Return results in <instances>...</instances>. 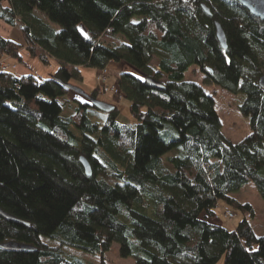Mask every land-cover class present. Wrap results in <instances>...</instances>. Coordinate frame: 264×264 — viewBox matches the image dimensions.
<instances>
[{"label": "trees", "instance_id": "obj_1", "mask_svg": "<svg viewBox=\"0 0 264 264\" xmlns=\"http://www.w3.org/2000/svg\"><path fill=\"white\" fill-rule=\"evenodd\" d=\"M0 20L18 23L22 38L0 34V58L21 62L24 49L41 64L58 62L48 78L0 69V209L30 224L0 216V243L36 248H0V264H81L63 249L103 257L113 242L135 264H264V234L247 219L255 210L231 195L251 182L264 201V21L236 0H0ZM110 61L137 70L115 77L136 122L119 124L116 107L102 125L91 121L86 98L63 116L80 67ZM192 66L243 95L250 133L242 141L223 135L213 96L184 79ZM220 202L246 213L232 229L218 221Z\"/></svg>", "mask_w": 264, "mask_h": 264}, {"label": "rangeland", "instance_id": "obj_2", "mask_svg": "<svg viewBox=\"0 0 264 264\" xmlns=\"http://www.w3.org/2000/svg\"><path fill=\"white\" fill-rule=\"evenodd\" d=\"M2 3L6 2L4 1ZM34 14L43 17L50 26H52L56 30H59V25L50 22L44 13L34 10ZM18 19H20V17ZM16 24L18 26V23ZM17 26L10 27L8 24L0 21V34L4 37H11L12 39L22 42V38L19 34ZM21 53V62H15L14 59L8 56L1 57L0 61L5 62L9 66H15L17 63H19L20 65L18 66L17 71H15V73L18 75L32 73L35 76H39L41 78L50 77L58 67V62L54 59H50L49 64L44 65L41 64V62L37 58L29 57L24 49L21 51ZM151 63L155 64L156 59H153ZM115 64L122 65L123 72H131L137 74V70L126 62L110 61L106 65L107 85L114 84L115 77L119 74L116 73L114 69ZM98 71L99 69L94 67L81 66L80 72L82 75V80L77 81L72 79L70 81V84L81 88L85 93L89 94L96 86L99 88L98 81L96 79V74L98 73ZM184 79L202 86L205 92L213 96L214 108L222 122L221 131L226 138H228L231 142L237 143L242 141L250 133L248 119L247 117L243 116L238 109L239 104L243 100L242 94L230 93L221 89L219 86L213 83L206 82L204 80L203 74L197 69L196 66L190 67L185 72ZM115 98L116 99H113L112 93L110 92L101 91V93L97 95V99L110 103L117 108L118 112L116 121L119 124L133 125L136 121L129 110L130 101L126 98H123L122 96H116ZM63 99H65L66 101L61 114L63 116H67L73 114L76 107L79 105L76 99L82 102L84 101V96L70 91L63 97ZM87 114L91 121H96L100 125H102L105 120L106 113L96 108L88 107ZM71 129L76 135H79V132L76 131L73 127H71ZM175 152L176 151L171 150L166 153L164 157ZM231 195L237 198L239 201L250 203L253 206L255 210V216L252 218L247 215V219L249 220L255 232L259 235H263L264 201L255 186L251 182H247L239 190L231 193ZM226 209H230L235 215L231 220H227V218H225L224 216V212ZM216 210L218 221L229 229L234 228L238 224V222L242 220L243 216L246 215V213L244 214L240 210L228 206L223 202L219 203V206L216 208ZM41 238L42 240H44V242L53 244V241L48 240L45 237ZM63 250L67 256L73 259L75 258L81 264H135V259L133 257H121L119 255V244L117 242L112 243L110 249L103 255V257H101L100 255H91L80 249L72 247L64 248ZM215 264H223V257H221Z\"/></svg>", "mask_w": 264, "mask_h": 264}, {"label": "water", "instance_id": "obj_3", "mask_svg": "<svg viewBox=\"0 0 264 264\" xmlns=\"http://www.w3.org/2000/svg\"><path fill=\"white\" fill-rule=\"evenodd\" d=\"M236 1L244 9H246L250 15L257 17L261 21H264V0H236ZM201 6H202L203 10L205 11V13L210 15V11H209L208 7H206L204 4H201ZM214 25H215L216 38H217L220 46L225 50L227 48V41H226L225 33H224L221 25L219 24V22L215 21ZM78 29L82 34H84V35L87 34V31L82 24L78 25ZM145 80L148 84L152 85L155 88H162L163 87V84L160 81H157L153 78L146 77ZM257 82H258L259 87L264 90V74H262L258 78ZM68 88L71 89L76 94L84 96V98H86L94 108H96L102 112L109 113L115 107L114 105H112L110 103L99 100L96 97H93V96L85 93L81 88H79L77 86H74L72 84H68ZM79 161L83 167L85 175L90 177L92 175V169H91V165H90L89 161L84 156H80ZM0 216L3 217L4 219L11 220V221L18 222V223H22L26 226H30L29 223L22 221L16 217H14L13 215L2 211L1 209H0ZM0 248L5 250V251H34L36 249L35 247H33L31 245L16 242V241L2 242V243H0Z\"/></svg>", "mask_w": 264, "mask_h": 264}, {"label": "built area", "instance_id": "obj_4", "mask_svg": "<svg viewBox=\"0 0 264 264\" xmlns=\"http://www.w3.org/2000/svg\"><path fill=\"white\" fill-rule=\"evenodd\" d=\"M8 66L9 65L6 64L5 62L0 61L1 70L6 69ZM11 67L14 68V66ZM106 74H107L106 67L99 69L98 73L96 74V79L98 81L99 89L103 92H110L112 93V95L121 96L120 90L115 83L111 85L106 84V79H107ZM224 213H225L224 216L225 218H227V220H231L235 216L230 209H226Z\"/></svg>", "mask_w": 264, "mask_h": 264}, {"label": "crops", "instance_id": "obj_5", "mask_svg": "<svg viewBox=\"0 0 264 264\" xmlns=\"http://www.w3.org/2000/svg\"><path fill=\"white\" fill-rule=\"evenodd\" d=\"M1 21V20H0ZM3 22V21H2ZM10 26V25H9ZM10 27H12V26H10ZM19 34H20V32H19ZM21 35V34H20ZM21 55H22V53H21ZM24 63V62H23ZM20 64L19 63H17L15 66H14V70L15 71H17V69H18V66H19ZM39 66V65H38ZM114 69H115V71H116V73H120V72H123V66L122 65H118V64H115L114 65ZM28 74H32V73H28Z\"/></svg>", "mask_w": 264, "mask_h": 264}]
</instances>
